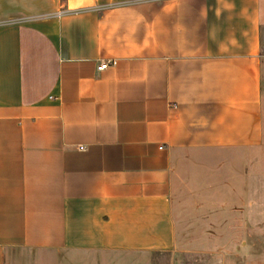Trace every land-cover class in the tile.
Returning a JSON list of instances; mask_svg holds the SVG:
<instances>
[{
  "label": "crops",
  "instance_id": "1",
  "mask_svg": "<svg viewBox=\"0 0 264 264\" xmlns=\"http://www.w3.org/2000/svg\"><path fill=\"white\" fill-rule=\"evenodd\" d=\"M263 142L264 0H0V264H161L176 165Z\"/></svg>",
  "mask_w": 264,
  "mask_h": 264
},
{
  "label": "rangeland",
  "instance_id": "2",
  "mask_svg": "<svg viewBox=\"0 0 264 264\" xmlns=\"http://www.w3.org/2000/svg\"><path fill=\"white\" fill-rule=\"evenodd\" d=\"M172 205L180 251L162 255L161 264H264V142L183 157L173 170ZM16 259L31 264L32 252Z\"/></svg>",
  "mask_w": 264,
  "mask_h": 264
},
{
  "label": "built area",
  "instance_id": "3",
  "mask_svg": "<svg viewBox=\"0 0 264 264\" xmlns=\"http://www.w3.org/2000/svg\"><path fill=\"white\" fill-rule=\"evenodd\" d=\"M69 12V10L67 9V8H62V9H60L59 11H57V12H55V13H53V14H50V15H48V16H55V17H60V16H63V15H65V14H67ZM116 63V61H108V62H105V63H103L101 66H100V69H103V68H106V67H108L109 65H111V64H115Z\"/></svg>",
  "mask_w": 264,
  "mask_h": 264
}]
</instances>
